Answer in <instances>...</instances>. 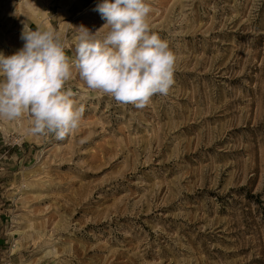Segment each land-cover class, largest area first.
Here are the masks:
<instances>
[{
  "label": "rangeland",
  "instance_id": "374dc122",
  "mask_svg": "<svg viewBox=\"0 0 264 264\" xmlns=\"http://www.w3.org/2000/svg\"><path fill=\"white\" fill-rule=\"evenodd\" d=\"M100 2L0 0V52L51 27L74 59ZM146 2L177 58L167 96L137 109L73 70L67 138L0 120V264H264V0Z\"/></svg>",
  "mask_w": 264,
  "mask_h": 264
},
{
  "label": "clouds",
  "instance_id": "9594fccd",
  "mask_svg": "<svg viewBox=\"0 0 264 264\" xmlns=\"http://www.w3.org/2000/svg\"><path fill=\"white\" fill-rule=\"evenodd\" d=\"M95 11L105 23L94 32L77 28L74 59L51 27L32 30L25 25L23 47L11 55L0 52V120L27 115L29 134L67 138L84 114L73 90L65 89L73 70L88 89L137 109L156 95L169 94L177 58L168 41L151 31V5L146 0H102Z\"/></svg>",
  "mask_w": 264,
  "mask_h": 264
}]
</instances>
